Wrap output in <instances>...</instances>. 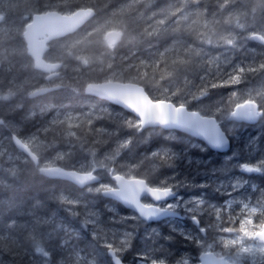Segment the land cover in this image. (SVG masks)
Returning <instances> with one entry per match:
<instances>
[{"label":"trees","instance_id":"trees-1","mask_svg":"<svg viewBox=\"0 0 264 264\" xmlns=\"http://www.w3.org/2000/svg\"><path fill=\"white\" fill-rule=\"evenodd\" d=\"M1 4L3 0H0V10ZM6 7L12 22H19L24 14L32 16L51 9L72 12L80 7H93L96 16L76 33L51 43L47 58L62 62L61 72L67 71V75H61L62 80H56L61 85L59 89L34 98L26 96L20 102L11 101L0 107V127L9 125L13 129L17 123L20 126L17 131L8 130L0 135L3 143L0 147V264H86L75 259L74 247L67 242L69 237L74 239L75 247L87 248L90 256L100 263L113 264L108 255L110 246L95 235L89 225L91 216L100 211L106 224H112L110 213L104 211L107 203L118 207L116 223L136 233L141 229L142 219L136 213L103 195L101 188L106 187V183L114 185L110 178L93 186L94 190H89L90 186L82 188L70 181L43 175L39 166L17 149L13 134L24 139L28 132L39 130L37 117L28 118L27 112L40 103L67 105L79 114L73 134L78 140H84L86 147L82 149L87 157L96 159L98 172L114 168L124 175L142 177L152 186H175L176 177L170 176L172 171L164 166L152 171L148 169L151 161L144 157L150 145L154 142L160 145V138L146 142L150 130L139 132L138 119L129 113L123 112L125 117L106 113L93 115L90 107L97 104L109 105L115 111L122 109L87 95L84 87L89 81L115 78L137 82L145 86L153 99L170 100L216 117L220 114L219 107L231 113L240 102L257 101L262 117L256 125L248 126L253 127V132H262L255 158L259 175L254 183L264 193V93L250 91L264 84V45L253 37L241 38L230 59L222 48L213 52L202 48L209 32L226 16H243L246 25L260 26L259 31L264 35V0H8ZM118 29L122 31V40L110 48L105 35L109 30ZM12 43H15L13 54ZM0 49H5V54L10 56L8 60L1 57L0 74L3 73L6 80L9 71L19 74V64L25 63L28 90L49 83L42 72L34 69L23 36L15 34L8 43L2 40ZM212 55L219 63L227 59V64H215ZM116 69L123 73L109 74ZM63 126L66 127L65 123L57 122L40 133L59 149L62 142L66 143ZM235 145L233 142L232 148ZM3 148L6 153L16 150L13 154L19 153L20 159L5 161ZM114 151L117 152L113 154ZM238 158L245 162L242 154ZM59 164L69 168L72 163L64 160ZM71 196L78 197V201L71 202ZM203 219L200 217L201 225L205 224ZM14 222H17L16 227H13ZM184 223L198 229L192 221ZM263 223L264 209L256 215L255 231ZM160 227H164L160 239L167 245H164L166 254H161L160 250L156 253L157 261L164 259L176 264L181 256L199 255L200 246L194 245L196 239L189 236L184 239L181 232L176 233L163 224ZM135 239L131 247L122 249L120 254L126 263L129 257L137 255ZM160 249L164 252L163 247Z\"/></svg>","mask_w":264,"mask_h":264},{"label":"rangeland","instance_id":"rangeland-1","mask_svg":"<svg viewBox=\"0 0 264 264\" xmlns=\"http://www.w3.org/2000/svg\"><path fill=\"white\" fill-rule=\"evenodd\" d=\"M7 1L3 0V4H1L0 43L2 40L7 43L10 42L15 34L23 36L24 26L32 18L29 14H24L19 22H12L8 17ZM64 12L69 13L70 11ZM243 18V16L236 18L226 16L218 27H214L209 32L208 40L204 42L205 46L202 48L208 52L222 48L224 52L229 53L227 59H230L233 56L231 52L239 46L241 38L248 39L256 33H262L259 31L261 30L260 26L246 25ZM14 44L12 43L13 48L11 47L12 54L15 50ZM5 53V49H0V63L3 61L1 60L2 56L4 60H8L10 57ZM211 59L217 65L220 63L227 64V59H223L219 63L215 55H212ZM26 67L27 64L20 63L18 66L19 74L9 71L10 75L7 80L15 83L16 87L12 92L0 95V107L7 102H20L33 91L31 88L29 90L26 88L28 80L25 78L27 77ZM117 73L122 74L123 72L117 69L109 72L111 75ZM60 74L62 76L67 75V71L60 72ZM61 75L60 79L62 78ZM107 80H115V78ZM70 89L72 90V88ZM253 90L264 93V84L256 85L250 91ZM90 111L95 116L106 113L109 116L123 115L125 117L122 110L115 111L106 104L91 106ZM218 111L220 112L219 117H215L233 142H236L229 153L214 152L200 141L187 135H178L176 131H164L158 127L146 129L150 130L146 134V142L154 140L155 137L160 138L158 140L160 145L158 146L154 142V145H150V151L144 154V157H147L146 160L151 161V166H148V169L156 171L158 167L160 169L164 166L165 169L173 172L170 176L176 177L173 184H175L174 189L178 193L177 198L169 203L161 204V206L182 212L187 217L186 220L189 221H192L194 217L198 219L203 217L205 224L202 225V228L206 229V234L199 235V228L195 230L189 224L185 225L183 221L179 222L172 219L160 224L166 225L167 228H171L176 233L181 232L183 234L181 238L185 239L189 236L196 239L194 245L200 246L199 254L204 251H214L218 255L228 258L233 264H264V244L260 243L254 236L257 225L256 215L264 209V193L254 183L255 177L259 175V166L255 158L262 132H253V127L231 121L229 119L230 113H225L222 107H219ZM27 117H37L36 122H39V130L28 132L24 135V140L37 151L39 156L41 155L42 166L56 165L59 164V161L67 160V162L72 163L70 168L79 171H99V164L96 159L87 157L84 149H82L86 147L84 140H78L73 134V126L79 120V114L72 112L67 105H54L46 102L38 104L27 112ZM57 122L66 125V127L63 126L66 129L65 134L63 133V136L65 135L63 139L66 140V143L62 142V145L58 146L59 149L55 148V144L48 141L40 133L49 125ZM140 126L139 123L138 128ZM5 127L10 131L20 129L18 123L13 129L9 125ZM141 138L144 139V137ZM2 144L0 142V147ZM63 144L65 148H63ZM79 149L80 152H78ZM2 154L6 157L5 161H16V158L20 156L14 155L13 152L6 153L4 148ZM240 154L245 158V162L239 160ZM209 157L211 158L210 162L208 161ZM198 159L202 160L199 165L195 163ZM135 167H131V169ZM100 172L105 179L109 178L108 170L104 169ZM105 185L106 187L112 186L108 183ZM92 188L93 186H90L89 190H94ZM66 198L68 199L67 196ZM70 201L75 203L78 201V197L71 196ZM146 202L149 203L150 200H146ZM104 211L110 213L111 225L106 224L105 218L102 219L101 211L91 216L89 225H91L93 233L100 236L110 247L116 249L119 255L122 254V249L130 248L133 238H136L137 255L129 257L127 264H150L157 261L156 253L159 250L161 254H166L164 245L167 243L160 239L164 227H160V224L152 223L150 225L151 223L142 220L141 229L136 230V233L121 223L115 222L119 218L117 216L120 213L118 207L107 203ZM67 242L74 247L73 253L77 261L86 264H102L90 256L87 248L75 247L73 245L75 241L72 237H69ZM162 247L164 252L160 249ZM198 257L199 255L181 256L179 257L180 261L176 264H196ZM163 260L160 261L164 262Z\"/></svg>","mask_w":264,"mask_h":264},{"label":"water","instance_id":"water-1","mask_svg":"<svg viewBox=\"0 0 264 264\" xmlns=\"http://www.w3.org/2000/svg\"><path fill=\"white\" fill-rule=\"evenodd\" d=\"M94 14L95 10L92 8H80L71 14H64L59 11L35 14L26 25L24 32L28 53L34 60L35 68L51 73L48 78L55 77L61 63L48 62L45 59L49 42L74 33L87 23ZM106 36L111 44L121 39L120 32L116 30L109 31ZM255 40L264 44V36L260 34L255 35ZM54 88L56 87H42L31 93L30 96H38ZM86 92L108 99L133 112L141 118L142 129L148 126L177 129L203 140L213 150L224 152L230 149L231 140L216 117L202 115L199 111L190 110L183 105L178 106L170 101H155L142 85L118 81L95 82L87 85ZM230 119L249 123L257 122L259 119L258 104L250 101L237 105L232 111ZM14 141L20 150L27 153L36 163L38 162V157L30 146L17 136H14ZM41 171L50 177L70 180L81 187L101 181V177L94 173L67 170L59 166L44 167L41 168ZM113 179L116 181V187L104 189L103 194L123 203L127 208L136 211L142 218L154 221L169 216H180V213L175 211L155 205H146L142 202V198L146 195L156 202L173 198L176 194L173 193L172 189L152 188L140 178L115 175ZM195 221L197 222V219ZM255 237L264 243V224ZM110 254L114 264H124L114 250L111 249ZM200 259L199 264H231L225 257L216 256L213 252L203 253Z\"/></svg>","mask_w":264,"mask_h":264},{"label":"flooded vegetation","instance_id":"flooded-vegetation-1","mask_svg":"<svg viewBox=\"0 0 264 264\" xmlns=\"http://www.w3.org/2000/svg\"><path fill=\"white\" fill-rule=\"evenodd\" d=\"M15 87H16L15 83H13L11 81L9 82L8 80L6 81L5 75L3 73L0 74V93H4V94L10 93L15 89ZM3 90H4V92H3ZM7 132H8V129L6 127H0V135L6 134ZM111 249L114 250L116 252V254H117V251L113 247H110L108 249V255H109L112 263L114 264L113 257L110 254ZM162 264H174V263H168V262L164 261V262H162Z\"/></svg>","mask_w":264,"mask_h":264},{"label":"bare ground","instance_id":"bare-ground-1","mask_svg":"<svg viewBox=\"0 0 264 264\" xmlns=\"http://www.w3.org/2000/svg\"><path fill=\"white\" fill-rule=\"evenodd\" d=\"M113 45H115V44H113ZM37 79H38V78H37ZM86 94H87V93H86ZM87 95H88V94H87ZM230 115H231V113H230ZM230 115H229V116H230ZM141 131H142V130L139 129V132H141ZM12 136H13V135H12ZM128 141H130V140H128ZM126 145H127V144H126ZM15 152H16V150H15ZM15 152H14V149H13V153H15ZM100 152H101V151H100ZM115 152H117V151H114L113 154H114ZM96 154H97V153H96ZM105 154H106V153H105ZM14 155H15V154H14ZM18 155H19V153H18ZM23 155H24V154H23ZM98 155H99V154H98ZM99 156H100V155H99ZM113 156H115V155H113ZM23 157H24V156H23ZM4 160H5V159H4ZM11 160H12V159H11ZM17 160H19V159H17ZM22 161H23V160H21V162H22ZM0 162H1V161H0ZM3 162H4V161H3ZM5 163H6V162H5ZM19 163H20V162H19ZM20 164H21V163H20ZM6 165H7V164H6ZM15 165H16V164H15ZM8 167H9V165H8ZM10 167H11V166H10ZM36 184H37V183H36ZM41 185H42V183H41ZM37 186H38V185H37ZM14 223H15V222H14ZM12 224H13V223H12ZM16 224H17V222L15 223V226H13V225H12V226H13V227H16ZM19 224H20V223H19ZM7 226H8V225H7ZM7 226H6V227H7ZM18 226H19V225H18ZM9 227H10L11 230H12V227H11L10 225H9ZM22 227H23V226H22ZM17 228H18V227H17ZM17 228H16V230H17ZM7 229H8V227L6 228V230H7ZM18 229H20V226H19ZM8 230H9V229H8ZM16 230H15V231H16ZM21 230H22V228H21Z\"/></svg>","mask_w":264,"mask_h":264},{"label":"snow or ice","instance_id":"snow-or-ice-1","mask_svg":"<svg viewBox=\"0 0 264 264\" xmlns=\"http://www.w3.org/2000/svg\"><path fill=\"white\" fill-rule=\"evenodd\" d=\"M210 159H211V158L209 157V158H208V161H209V162H210ZM189 162L191 163V161H189ZM201 162H202V160H199V159L195 161V163H196L197 165H199ZM153 231H156V229H153Z\"/></svg>","mask_w":264,"mask_h":264}]
</instances>
